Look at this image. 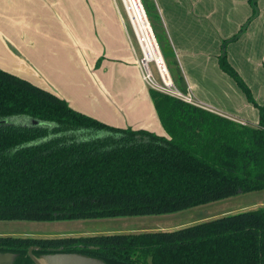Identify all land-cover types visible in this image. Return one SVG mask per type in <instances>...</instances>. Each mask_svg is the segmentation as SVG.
<instances>
[{
    "label": "trees",
    "instance_id": "trees-1",
    "mask_svg": "<svg viewBox=\"0 0 264 264\" xmlns=\"http://www.w3.org/2000/svg\"><path fill=\"white\" fill-rule=\"evenodd\" d=\"M175 89L184 85L151 0H139ZM219 44L216 63L257 112L240 125L177 98L147 89L166 137L113 128L82 115L48 92L0 69V221H70L165 215L236 194L264 191V104L257 105L227 63L226 45L257 15ZM79 136H86L79 139ZM79 254L103 264H264V208L170 231L32 238L0 236L12 264H32L26 250Z\"/></svg>",
    "mask_w": 264,
    "mask_h": 264
},
{
    "label": "crops",
    "instance_id": "crops-1",
    "mask_svg": "<svg viewBox=\"0 0 264 264\" xmlns=\"http://www.w3.org/2000/svg\"><path fill=\"white\" fill-rule=\"evenodd\" d=\"M42 1L0 0V69L28 83L31 81L8 69L2 61L11 59L23 66L22 62H26L29 50L27 53L23 52L18 42L23 40L25 46L31 47L30 42H25L29 37L47 38L44 25L37 27L28 22L30 15H33V7L43 3ZM151 1L184 85L183 94L198 108L232 122L239 121L243 125L255 126L257 112L247 103L234 82L220 71L216 63L220 42L231 38L250 17L249 0ZM106 7L112 17L105 19V23L104 19L101 20L99 17L91 20L82 18L78 23L79 34L69 38L65 45L67 50L74 51V59L71 61L83 70L82 76L87 77V84L95 86L101 92L102 105L97 111H93L101 117L74 108L52 85L30 84L52 92L74 111L110 127L141 129L166 137L148 98L147 87L142 82L140 69L137 66L138 58L135 50L130 48L128 42L130 36L124 31L119 11L117 12L111 0H107ZM255 10L257 15L247 23L246 30L236 40L226 45L225 56L227 63L244 82L254 102L262 105L264 104V0H256ZM127 78L131 82L129 87ZM121 84H126L127 87L124 88ZM110 91L114 93V101L108 103L104 97ZM99 110H102L101 114ZM106 117L123 121L124 124H110ZM131 119L132 122H126ZM232 212L235 211L200 213L201 215L195 219L170 227H183L186 224L233 214ZM170 227L153 224L152 229H139L136 233L168 230ZM104 233L114 232L91 234Z\"/></svg>",
    "mask_w": 264,
    "mask_h": 264
},
{
    "label": "rangeland",
    "instance_id": "rangeland-1",
    "mask_svg": "<svg viewBox=\"0 0 264 264\" xmlns=\"http://www.w3.org/2000/svg\"><path fill=\"white\" fill-rule=\"evenodd\" d=\"M111 1L112 5H115L117 12L119 11L124 31L127 34L129 33L130 38L128 42L130 48L135 50L136 57L139 60L142 58V52L140 53L141 48L138 45L134 31L131 28L127 13L124 12L125 9L122 0ZM42 2L43 3H39L37 6L33 7V15H30V20L28 22L30 24H35L37 27L39 25H44V33L47 35V38L39 36L29 37V40L25 42H30L31 47L25 46L26 43H24L23 40L18 42L20 48L23 49V52L27 53V50H29L26 62H22L24 67L19 62L11 59L2 61V64H6L7 68L15 73L17 72L19 75L21 74L25 76L32 84L52 85V87L56 89L66 101H69L70 104L79 111H85L90 115L94 114L96 115L95 117H101L97 116L93 111H97L99 106L102 105V94L95 86L87 84V77L85 78L82 76L83 70L77 67L76 64L74 65L71 61L74 59V51L67 50L65 45H67L66 43L69 38L79 34L80 28L78 27V23L82 18L84 20L85 18L91 20L92 18L99 17L101 20L104 19L105 23V19L112 17L106 7L107 0H43ZM75 52L78 53V51ZM154 65L149 62L152 78L157 84L162 86L161 79H159V75L157 76V69L154 68ZM127 83L129 87L131 83L129 82V79ZM121 85H123L124 88L127 87L126 84ZM113 99V91H110V93L104 97V100L108 103L114 101ZM98 112L101 114L102 110H99ZM106 118L108 120L107 122L110 124H124L123 121H116L109 117ZM126 122L130 123L132 122V119L131 121ZM1 124H18L21 126L40 125L35 120L30 121L29 119L20 116L0 119V125ZM84 137L86 138V136H79V139H83ZM241 207L242 209H239ZM259 207L264 208V191L237 194L236 197L205 204L199 207L189 208L181 212L170 213V215L165 214L53 222L3 220L0 221V236L4 237L10 235L13 237L54 238L65 236L87 237V235H97L91 234L93 232H114L104 234L136 233L139 229H152L151 227L153 224L169 228L170 226L181 224L187 220L195 219V217L201 215L200 213L209 214L216 211L219 212V210H231L235 211L232 212L235 214L238 211L253 210L254 208ZM187 225L190 224H186V226ZM175 228L180 227H170V229ZM170 229L163 231H170Z\"/></svg>",
    "mask_w": 264,
    "mask_h": 264
},
{
    "label": "bare ground",
    "instance_id": "bare-ground-1",
    "mask_svg": "<svg viewBox=\"0 0 264 264\" xmlns=\"http://www.w3.org/2000/svg\"><path fill=\"white\" fill-rule=\"evenodd\" d=\"M125 13H127L130 25L134 31L138 45L142 52V64L152 62L155 64L159 79H161L162 86L164 88L171 87V81L168 75L166 67L160 58L158 49L153 40L152 32L149 25L146 22L145 16H143L140 4L138 0H122Z\"/></svg>",
    "mask_w": 264,
    "mask_h": 264
},
{
    "label": "water",
    "instance_id": "water-1",
    "mask_svg": "<svg viewBox=\"0 0 264 264\" xmlns=\"http://www.w3.org/2000/svg\"><path fill=\"white\" fill-rule=\"evenodd\" d=\"M139 4H140V1H139ZM140 7H141V4H140ZM141 10H142V7H141ZM143 16H144V13H143ZM31 250H32L31 248H28L26 252L32 264H103L101 261L97 259H94L91 257H85V256L75 254V253L63 254V253L58 252L54 254H43L39 256L38 259H35L32 256ZM14 257L15 256L13 254L8 253V252H4V254L0 253V264H12Z\"/></svg>",
    "mask_w": 264,
    "mask_h": 264
},
{
    "label": "built area",
    "instance_id": "built-area-1",
    "mask_svg": "<svg viewBox=\"0 0 264 264\" xmlns=\"http://www.w3.org/2000/svg\"><path fill=\"white\" fill-rule=\"evenodd\" d=\"M125 12V11H124ZM143 13V12H142ZM126 15V14H125ZM145 19H146V16H145ZM146 22H147V19H146ZM148 23V22H147ZM149 25V24H148ZM150 28V27H149ZM151 31V30H150ZM152 36H153V33H152ZM153 40H154V37H153ZM154 42H155V40H154ZM155 45H156V43H155ZM139 49V48H138ZM156 49H158L157 48V46H156ZM158 51H159V49H158ZM140 53H141V51H140ZM160 53V52H159ZM160 58H161V60H162V57H161V55H160ZM163 62V61H162ZM152 63V62H151ZM152 65H154L153 63H152ZM163 65H164V63H163ZM137 66L139 67V69H140V73H141V79H142V81L143 82H145V84H146V87H148L147 89H149V88H151V89H153V90H155V91H158V92H160V93H162V94H167V95H169V96H171V97H173V98H177V99H179L180 101H184V102H186V103H189V104H192L193 105V103H192V101H191V99L190 98H188L187 96H185L184 94L183 95H181L175 88H174V86L172 85L173 83H172V81H171V87L170 88H164V87H162L161 85H159V84H157L154 80H153V78H152V74H151V71H150V68H149V63H146L145 64V66L142 64V59L140 58L138 61H137ZM165 67H166V65H164ZM154 68L156 69V66L154 65ZM167 70V69H166ZM156 73H157V70H156ZM157 76H158V74H157ZM159 80V79H158ZM236 123H238V124H240V125H243V123H241V122H239V121H235Z\"/></svg>",
    "mask_w": 264,
    "mask_h": 264
}]
</instances>
